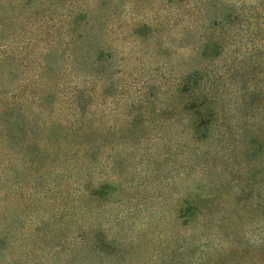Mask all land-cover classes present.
Returning a JSON list of instances; mask_svg holds the SVG:
<instances>
[{
  "label": "rangeland",
  "instance_id": "rangeland-1",
  "mask_svg": "<svg viewBox=\"0 0 264 264\" xmlns=\"http://www.w3.org/2000/svg\"><path fill=\"white\" fill-rule=\"evenodd\" d=\"M17 1L0 0V51L48 63L52 85L28 88L78 131V168L12 199L0 180V264H264V0ZM73 11L85 27L58 28ZM35 75L8 63L0 85Z\"/></svg>",
  "mask_w": 264,
  "mask_h": 264
},
{
  "label": "trees",
  "instance_id": "trees-1",
  "mask_svg": "<svg viewBox=\"0 0 264 264\" xmlns=\"http://www.w3.org/2000/svg\"><path fill=\"white\" fill-rule=\"evenodd\" d=\"M86 17L87 15L84 13L73 11L67 15L63 25L56 23V26L61 29L70 30L71 33L81 26L85 27L86 21L84 20ZM33 26H35L33 28L39 27L38 23H35ZM41 36L42 35H36L29 39L27 45H21L19 47L18 53L23 54L30 51V54H34L37 52L35 51V45L39 41H43ZM73 37V35H70L68 39L62 43V47H64L65 50L70 49L73 45L72 43L75 41ZM28 46H31V50L30 48L28 49ZM56 46L60 48L57 40L51 38L49 41L44 42V46L40 49V55H48L53 49L55 50ZM2 48L3 50L0 51V68L8 63L15 62L20 63L22 69L33 66L36 70V75L33 78L24 77L17 81L13 78L11 81V84L15 82L13 89L4 90L0 85V180L6 181L10 188L7 196L12 199L16 196V191L22 188H28L26 182L30 175L31 177L37 178V176H43L45 173L50 172L51 169L56 168H66L71 172L75 171L78 165L74 155L79 152V145L68 141L66 138L68 135L75 136L78 133L76 128L73 125L56 123L43 109L44 95L38 94L37 97H32L31 93H33L34 87L39 90L52 85L49 83L48 79L43 76L44 70L49 68L48 63L40 56L39 63L33 65L30 60H27V57L18 55L14 47L8 49L6 45H3ZM20 56L22 58H20ZM88 57L89 56H87V58ZM82 58H85V56ZM28 87L33 88L29 89ZM191 89L187 86L183 88L185 92ZM77 92L76 90L74 97H72L71 104H73L76 115L79 117L82 116L85 107L81 105V97H78ZM205 103H207L205 97L202 99L194 98L193 103L189 105L188 109L199 112ZM206 119L207 121L201 120V124L208 127L210 119L208 117ZM77 129H79V127H77ZM204 136H208V133L206 132ZM57 149H62L64 156L57 160V154H55L50 161L49 155ZM84 152L89 153L88 151ZM68 155L69 157H66ZM13 173L23 174L25 181L20 183V185L15 183L11 188L8 182L9 177ZM78 240L77 245L70 249L72 253L70 255L71 258L74 257V251L78 245L81 247L87 243L85 235L81 236ZM2 250L3 245L0 240V251L2 252Z\"/></svg>",
  "mask_w": 264,
  "mask_h": 264
}]
</instances>
